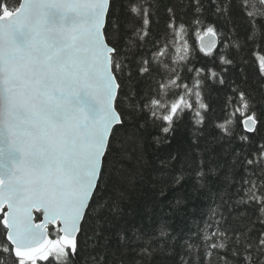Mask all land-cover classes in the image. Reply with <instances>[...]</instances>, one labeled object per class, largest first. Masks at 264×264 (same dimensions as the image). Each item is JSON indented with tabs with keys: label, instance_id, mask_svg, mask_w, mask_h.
Returning <instances> with one entry per match:
<instances>
[{
	"label": "snow or ice",
	"instance_id": "snow-or-ice-1",
	"mask_svg": "<svg viewBox=\"0 0 264 264\" xmlns=\"http://www.w3.org/2000/svg\"><path fill=\"white\" fill-rule=\"evenodd\" d=\"M210 2L212 23L168 7L161 42L148 0H0V264H264V98L229 79L264 0Z\"/></svg>",
	"mask_w": 264,
	"mask_h": 264
},
{
	"label": "trees",
	"instance_id": "trees-1",
	"mask_svg": "<svg viewBox=\"0 0 264 264\" xmlns=\"http://www.w3.org/2000/svg\"><path fill=\"white\" fill-rule=\"evenodd\" d=\"M149 3L155 5L156 7L153 9V15L151 17L152 24H151V37L152 38H159L161 39V42H163L164 34L167 32L166 25L168 23V13L166 9L168 7H172L175 10L177 23L183 21L186 24H190L193 20V13L189 7L190 0H148ZM203 3L206 5L205 11L203 13V16L205 18L206 23H212L217 21V16L212 10V5L210 0H203ZM119 6V5H118ZM233 20L235 21L236 27L239 30L241 34L248 31V23L246 19L243 17V15L239 12L238 9L233 8L232 12ZM219 26L223 27L224 30H227V27L223 23V20L221 19L219 21ZM253 35L256 39V43H249L245 46L243 51L237 52L236 60L237 64L233 65L229 68V79L235 80L237 82H240L242 80H246L247 83H240V87L244 88L249 91H253L256 95L257 100H261L264 98V94L260 91V86L264 85V80L260 78L259 70H258V62L255 59V54L259 53L264 55V41H261L260 39V32L257 29L255 32H253ZM189 42L195 47V40L194 37H189ZM151 47V45H149ZM220 52H226L228 49L221 47L219 49ZM192 63L195 65V67H202L205 64H209L211 66L210 60L208 58L203 57V54H200L197 50V52L194 54V59ZM191 66V65H190ZM215 95V94H214ZM224 95L223 92L219 94V97H216L219 99ZM216 114H219V108H216ZM257 114L259 118L264 121V107H260L257 109ZM187 121V117L185 118ZM208 131L211 132V119L209 121V124L207 126ZM261 132L264 133V128L261 129ZM259 133L257 134V142H260L259 140ZM187 138V128L184 126H181V128L178 130L176 137L173 138L171 145L161 144L159 146L155 145L151 142V139L149 138V149H148V155L149 158L153 161L156 159H164L170 152H173L177 149L179 146L178 141H183ZM221 147L217 145V151H220ZM245 152L248 151L247 148L244 149ZM197 208V214L195 219H199V212L204 211L207 212V208L200 204L198 206H195ZM191 212L192 209H189ZM232 228L238 227L236 224L230 225H224V227ZM255 229L252 233L253 236L257 235V233L261 230V226L259 223L255 224ZM103 241H101V247L98 250V253H93V255H99L101 257H105L107 255V249L103 247ZM217 255L223 256L224 253L215 254L212 257V264H217ZM203 253L201 252V255L198 256L196 259L198 261V264H204L203 260ZM227 259L229 260V264H241V258L234 259L231 255L227 256ZM109 264H120L121 257L116 255L108 256ZM128 257H124V264H127Z\"/></svg>",
	"mask_w": 264,
	"mask_h": 264
}]
</instances>
